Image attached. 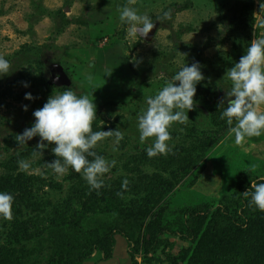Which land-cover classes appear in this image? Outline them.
<instances>
[{
    "label": "rangeland",
    "instance_id": "374dc122",
    "mask_svg": "<svg viewBox=\"0 0 264 264\" xmlns=\"http://www.w3.org/2000/svg\"><path fill=\"white\" fill-rule=\"evenodd\" d=\"M124 6L151 16V40L130 34ZM257 38H264L261 0H0V55L12 62L0 77V191L15 197L13 219L0 217V264H54L62 255L70 264L79 252L92 254L83 264H264V211L244 195L264 182V134L237 144L221 119L227 71ZM197 61L205 78L190 119L172 125L168 155L149 157L155 138L141 142L138 128L145 97ZM60 70L69 84L56 83ZM68 88L96 103L93 131H113L94 149L116 162L98 190L71 168L57 175L48 167L54 142L40 149L39 136L28 144L15 138ZM22 184L31 189L20 194ZM72 199L76 211L95 215L88 230L96 244L86 243L87 228L69 234L60 225L55 208ZM204 205L208 214L186 225ZM45 226L61 231L63 249Z\"/></svg>",
    "mask_w": 264,
    "mask_h": 264
},
{
    "label": "clouds",
    "instance_id": "9594fccd",
    "mask_svg": "<svg viewBox=\"0 0 264 264\" xmlns=\"http://www.w3.org/2000/svg\"><path fill=\"white\" fill-rule=\"evenodd\" d=\"M261 2L264 3V0ZM170 18V11L163 13V19ZM120 20L131 26V35L142 38L147 37L155 27L150 15H141L134 7L124 6ZM11 71L12 62L0 55V77ZM227 76L232 86L226 92L227 107L221 113V119H226L230 134L235 137L237 144H241L246 138L264 134V111L259 110L264 105V38L252 40L246 53L227 71ZM204 78L198 61L190 66L185 64L157 94L145 97L147 108L138 116V128L141 142L155 138L147 148L149 157L171 152L170 129L174 123L186 124L189 121L188 112L195 107L197 85ZM24 86L28 87V83L25 82ZM25 98L35 99L30 92L25 94ZM220 104H224V101ZM27 108L25 105L24 109ZM96 112L94 100L68 88L62 93L51 95L42 108L35 110L33 125L15 138L19 144H28V141L39 136L40 149L54 142L52 152L57 159L49 162L48 167L57 175H63L71 168L81 173L91 188L98 190L104 186V175L110 172L116 162L94 151L99 142L113 135L111 130L93 131ZM115 135L117 141L123 139V133L115 132ZM20 167L27 171L30 163L20 161ZM260 179L264 181V177ZM251 188L252 191L244 192L246 198L250 197V206L264 211V182H252ZM14 200L12 193L0 191V217L13 219Z\"/></svg>",
    "mask_w": 264,
    "mask_h": 264
},
{
    "label": "trees",
    "instance_id": "16d2710c",
    "mask_svg": "<svg viewBox=\"0 0 264 264\" xmlns=\"http://www.w3.org/2000/svg\"><path fill=\"white\" fill-rule=\"evenodd\" d=\"M26 185V184H25ZM20 194H23L25 192H28L31 188L27 185L23 188V184L20 186ZM74 199V197H73ZM73 199L71 200L70 203H67L68 200H66L65 203H62L60 207H56L55 208V215L56 213L58 214V216L60 217V225L62 224L66 229H70L73 230V231H68L67 233L69 234H74L76 233L77 231H75V226H78L80 227L79 229L82 231V230H85L87 228V236H86V243H88L89 241H92L93 244H96V240L94 241V238H96L97 234L94 233V232H91L90 230H88V224L95 218L94 216L95 215H92V214H89V212L87 210H84L82 212H78L76 211V205L73 204ZM202 205V204H201ZM206 205L204 206H201L199 207L198 209V212L195 210V211H190L189 214L190 216L188 217V219L185 221V223H187L186 225L190 226V225H193V222L195 220H198L199 218H201V215L202 213L204 214H208V212L210 211V209L206 208L205 207ZM203 214V215H204ZM51 216V214H50ZM53 221H51L52 223ZM50 228V229H49ZM74 228V229H73ZM43 230H49V232H54V231H57L55 236L53 237V241L58 244V248L59 250L60 249H63L65 247V243H64V240L62 236H60L61 234V231L58 230L57 228L56 229H53L51 226H49L47 229H46V226L42 228ZM97 231H100V229L97 228ZM78 233V232H77ZM65 234V233H64ZM96 236V237H95ZM108 236L109 234H103L100 236V238H98L97 242L100 245L106 243V241L108 242ZM158 236L156 234H153L150 238H146L145 236V240L146 241H152V239H157ZM114 241V240H113ZM63 256V255H62ZM60 256V259L57 261V260H54V264H64L65 260H66V257H62ZM73 254L72 252L70 251L69 253V258H72ZM79 257H76L75 260H73L70 264H83L85 261H88L90 259H92V254L91 253H84L83 252H79L78 254Z\"/></svg>",
    "mask_w": 264,
    "mask_h": 264
},
{
    "label": "water",
    "instance_id": "95a60500",
    "mask_svg": "<svg viewBox=\"0 0 264 264\" xmlns=\"http://www.w3.org/2000/svg\"><path fill=\"white\" fill-rule=\"evenodd\" d=\"M155 30L154 28L149 32L148 36L145 37L146 40H151L152 36L154 34ZM61 72V76L59 77V79L57 80V84L62 85V84H69L70 80L68 78V76L66 75V73L63 70H60Z\"/></svg>",
    "mask_w": 264,
    "mask_h": 264
}]
</instances>
